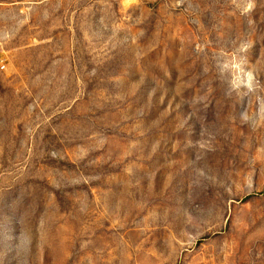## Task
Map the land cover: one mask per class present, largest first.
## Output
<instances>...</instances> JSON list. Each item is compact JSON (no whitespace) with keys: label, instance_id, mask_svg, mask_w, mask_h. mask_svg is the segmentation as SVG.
<instances>
[{"label":"rangeland","instance_id":"374dc122","mask_svg":"<svg viewBox=\"0 0 264 264\" xmlns=\"http://www.w3.org/2000/svg\"><path fill=\"white\" fill-rule=\"evenodd\" d=\"M0 264H264V0H0Z\"/></svg>","mask_w":264,"mask_h":264}]
</instances>
